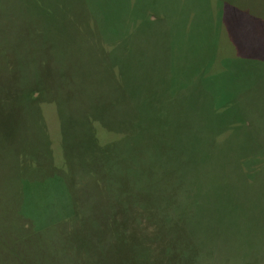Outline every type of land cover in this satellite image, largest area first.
<instances>
[{
    "label": "trees",
    "instance_id": "trees-1",
    "mask_svg": "<svg viewBox=\"0 0 264 264\" xmlns=\"http://www.w3.org/2000/svg\"><path fill=\"white\" fill-rule=\"evenodd\" d=\"M252 30L264 0H0V264H264Z\"/></svg>",
    "mask_w": 264,
    "mask_h": 264
},
{
    "label": "rangeland",
    "instance_id": "rangeland-1",
    "mask_svg": "<svg viewBox=\"0 0 264 264\" xmlns=\"http://www.w3.org/2000/svg\"><path fill=\"white\" fill-rule=\"evenodd\" d=\"M239 41H244L245 47L243 49V52L245 55L253 54L254 57H251V62L241 61L239 58L234 59L235 61V71H238L243 74V72H246L249 76H257L258 70H255V67L262 66L264 62V40L261 36V34L257 31H253L248 34H240L239 35ZM260 57V59H258ZM231 66V61L228 63L226 67ZM255 66V67H254ZM264 69V66H262V70ZM222 73L223 77L228 76L230 73L227 71H220V74ZM262 72H260L261 74ZM51 112V111H50ZM54 111H52V115L49 113L47 114V119L51 120L53 127L56 129L57 122H55L54 117ZM54 148V147H53ZM53 153V159L55 163L56 157L55 153ZM55 182L53 185L49 188H39V189H32L31 190V197L29 201V210L31 212L30 219L34 221V224L38 229H44L50 224L60 220V217H62L65 213V207L63 206V203H65V200L59 199V197L56 194L57 187L55 186ZM64 207V209H63ZM41 227V228H40Z\"/></svg>",
    "mask_w": 264,
    "mask_h": 264
}]
</instances>
